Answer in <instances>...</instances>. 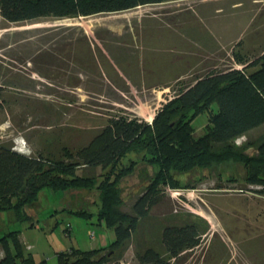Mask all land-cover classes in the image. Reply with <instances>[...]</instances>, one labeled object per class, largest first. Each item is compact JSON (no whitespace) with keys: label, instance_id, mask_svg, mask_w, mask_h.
<instances>
[{"label":"rangeland","instance_id":"rangeland-1","mask_svg":"<svg viewBox=\"0 0 264 264\" xmlns=\"http://www.w3.org/2000/svg\"><path fill=\"white\" fill-rule=\"evenodd\" d=\"M191 40L196 47L190 51ZM253 45L264 46V0H166L21 22L0 15V142L30 155L66 159V149L73 153L87 144L107 119L127 114L151 120L163 101L198 75L241 67L235 50L252 51ZM207 114L193 118L194 134L203 133ZM263 137L264 124L233 144L254 154ZM79 163L77 173L100 175L99 167ZM197 175L185 187L165 186L164 196L108 264H147L137 256L148 247L168 264H264V185L246 180L240 160L212 164ZM83 195L71 190L54 200L41 196L39 226L24 224L18 235L36 261L55 264L57 251L97 246L102 235L105 243L113 239V231L95 218L63 210L51 214L54 204ZM133 197L123 209L129 210ZM187 223L196 224L200 240L173 259L161 241L162 229Z\"/></svg>","mask_w":264,"mask_h":264},{"label":"trees","instance_id":"trees-1","mask_svg":"<svg viewBox=\"0 0 264 264\" xmlns=\"http://www.w3.org/2000/svg\"><path fill=\"white\" fill-rule=\"evenodd\" d=\"M163 1L0 0V15L21 22L117 12ZM234 57L241 67L198 75L163 101L149 121L127 114L107 119L87 144L73 153L66 149V159L30 155L0 142V264H49L46 258L39 262L26 252L18 236L24 224L38 225L42 195L50 194L54 200L56 194L84 191L83 200L54 204L51 214L63 210L95 218V224L114 234L104 245L57 251L55 264H108L111 253L131 236L138 220L164 196L165 186L185 187L191 176H199L198 170L229 160L242 161L246 180L264 185V137L254 154L233 144L236 137L264 122V48L235 50ZM203 111L208 113L207 121L203 133L196 135L191 122ZM79 162L99 167L100 175L77 173ZM131 195L129 210L123 209ZM199 236L194 223L167 224L161 241L174 259L198 244ZM137 258L140 263L168 264L152 247Z\"/></svg>","mask_w":264,"mask_h":264},{"label":"crops","instance_id":"crops-1","mask_svg":"<svg viewBox=\"0 0 264 264\" xmlns=\"http://www.w3.org/2000/svg\"><path fill=\"white\" fill-rule=\"evenodd\" d=\"M240 3H241V2H240ZM193 41H194V40H191V43H190L191 45H188V46H187V48H186L187 50H190V51H191L192 49H194V47H196V45H195V43H194ZM198 43H199V42H198ZM216 43H217V42H216ZM199 44L202 45V42L199 43ZM190 46H191V47H190ZM255 46H256V45L251 46L252 49H253V50H252L253 52H254V51H258V50L264 48V46L259 47V48H255ZM198 48L202 49V47H200V46H199ZM186 49H185V50H186ZM192 52H193V51H192ZM176 54H177L178 57L181 56L179 53H176ZM175 56H176V55H175ZM175 56H174L172 59H170V60H176V59H175ZM201 75H202V74H201ZM262 124H264V122L261 123V124H259V125H262ZM259 125H258V126H259ZM100 240L102 241V243H100V244H102V245L106 244V243H105V240H104V235L101 236Z\"/></svg>","mask_w":264,"mask_h":264},{"label":"built area","instance_id":"built-area-1","mask_svg":"<svg viewBox=\"0 0 264 264\" xmlns=\"http://www.w3.org/2000/svg\"><path fill=\"white\" fill-rule=\"evenodd\" d=\"M14 148H16L17 150H20V151L23 150L21 147H14Z\"/></svg>","mask_w":264,"mask_h":264}]
</instances>
